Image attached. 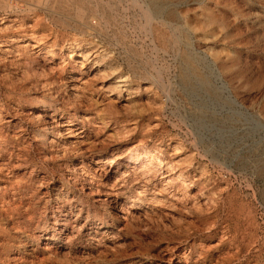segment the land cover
Here are the masks:
<instances>
[{"label":"rangeland","instance_id":"rangeland-1","mask_svg":"<svg viewBox=\"0 0 264 264\" xmlns=\"http://www.w3.org/2000/svg\"><path fill=\"white\" fill-rule=\"evenodd\" d=\"M0 43V264H264V0H0ZM69 118L84 145L44 121Z\"/></svg>","mask_w":264,"mask_h":264},{"label":"bare ground","instance_id":"bare-ground-1","mask_svg":"<svg viewBox=\"0 0 264 264\" xmlns=\"http://www.w3.org/2000/svg\"><path fill=\"white\" fill-rule=\"evenodd\" d=\"M147 12H148V16H147V18H148V21L149 22H151L152 23V21H154V20H156V19H160L161 20V18H159L158 16H155L154 14H153V12L149 9V8H147ZM14 19V18H13ZM21 19V18H20ZM2 20V19H1ZM11 20V19H10ZM3 21V20H2ZM102 21H104V20H102ZM161 21H163V20H161ZM12 23V22H11ZM3 24V23H2ZM20 24V23H19ZM92 24V23H91ZM27 25V24H26ZM24 26V25H23ZM22 26V27H23ZM84 26V25H83ZM92 26V25H91ZM17 27V26H16ZM13 28V27H12ZM82 29H84V30H87V31H92V32H95L96 30H94L93 28H91L90 26H85V27H83ZM97 29V28H96ZM152 29V28H151ZM7 30V29H6ZM30 30V29H29ZM152 32H155V30L154 29H152ZM22 33V32H21ZM23 34V33H22ZM153 34V33H152ZM29 35H31V34H29ZM33 35V34H32ZM33 37V36H32ZM7 38V37H6ZM9 38V37H8ZM16 42L17 43H26V45H24L25 46V49H27V47L28 46H30V47H32V49H34V50H37V53H35V54H37V55H40V54H42V53H46V54H48L49 56H51V58H53L55 55L57 56V54L58 53H55L54 51V48H52V47H50V48H48L47 46H44V44L43 43H39V42H35V44H33V45H30V42H32V40H37V39H32L31 37H29L28 35H24L23 37L21 36V37H18V38H16ZM5 41H7L6 39H5ZM11 41V40H10ZM38 41V40H37ZM3 42V41H2ZM6 43V42H5ZM15 44V43H14ZM32 44V43H31ZM20 45V44H19ZM5 46V44H3V43H0V51H1V48H3ZM10 46V45H9ZM55 46V45H54ZM20 47V46H19ZM22 47V46H21ZM30 47H29V49H30ZM72 47V46H71ZM92 47V46H91ZM94 48V47H93ZM21 49H24V48H21ZM20 49V50H21ZM33 50V51H34ZM93 49H91V50H83V46L82 45H78L77 47H75V48H73L72 49V51H70L69 52V55H68V57L69 58H73V56L74 55H80V57L79 58H75V60H74V62H75V64L76 65H81V69H80V71H79V74L80 75H83V74H88V73H90V72H93V73H95L94 74V76L95 75H97L98 76V74H100V75H102V81H101V84H100V87L98 88V90L99 91H105V92H107L108 94H106V96H105V98L107 97V98H110V97H112V96H117V97H121V94H122V92H126L127 93V95L130 97V95L132 94V90L131 91H129V89L127 88V87H129L128 86V80L126 79V78H124V77H121V75L119 76V75H117V71L118 70H116V69H114L115 67H113V65H111V64H109V63H106L105 62V60L104 59H102V56L101 55H99V53L96 51V50H94V51H92ZM4 51V50H3ZM8 51V50H7ZM6 51V52H7ZM92 51V52H91ZM35 52V51H34ZM61 52V51H60ZM9 53V52H8ZM17 53V52H16ZM101 53V52H100ZM61 54V53H60ZM59 55V54H58ZM13 56V55H12ZM8 57V56H7ZM60 57V56H59ZM66 57V56H65ZM12 58V57H11ZM42 58V57H41ZM64 58V56L62 57V59ZM106 58V57H105ZM58 60V59H57ZM61 61V60H60ZM64 62V61H63ZM25 63V62H24ZM47 63H48V61H47ZM46 63V64H47ZM14 64V63H13ZM56 64V63H55ZM88 64H92V66H90L89 67V69H87L88 71H86V70H84V67H82L83 65H87L88 66ZM59 65V64H58ZM29 67V66H28ZM45 67V66H44ZM52 70V69H51ZM74 76V75H73ZM100 78V77H99ZM95 79V78H94ZM75 80V79H74ZM77 80V79H76ZM81 81L82 79L81 78H79L78 77V81ZM92 80V79H91ZM58 81H59V79H58ZM60 81H62V80H60ZM95 81V80H94ZM100 81V80H99ZM94 83V82H93ZM134 86V85H133ZM88 87H91V82L90 81H85V82H83V83H80L79 82V84H77L74 88H73V94H72V96L73 97H81L82 98V96H80V94H79V92L80 91H82V90H84V89H87ZM96 87H97V85H96ZM83 88V89H82ZM133 95V94H132ZM85 96V95H84ZM133 98V97H132ZM78 99V98H77ZM76 99V100H77ZM85 99V98H84ZM129 99V98H128ZM111 100V99H110ZM113 101V100H112ZM80 104V103H79ZM89 104V103H88ZM92 104V103H91ZM136 104V103H135ZM81 106V105H80ZM104 109V108H103ZM8 110V109H7ZM31 116H32V114H31ZM34 116V115H33ZM64 116V115H63ZM73 116V115H72ZM75 117V116H74ZM94 117V116H93ZM52 118V117H51ZM62 118H65V117H62ZM72 118V117H71ZM86 118V117H85ZM2 119V118H1ZM90 118H86L85 119V121L86 120H88L87 122H90V120H89ZM3 121V120H2ZM45 121V124H46V126L47 125H49L50 127H51V130L53 131V130H55V128H61L62 127V129H64L63 131H65V134L67 135V136H69L70 138H76V137H78V136H82L83 135V137H79V138H84L83 140H80V141H76L77 143H78V145L80 144V145H84V142L86 143V139H87V137H89V135L88 134H86V131L84 130V128H85V125H84V128L82 127L80 130H79V128H76L77 126H74L72 123V119H68V121L66 120V121H62V122H59V121H56L55 119H54V121H50V120H48V119H46V120H44ZM94 121V120H93ZM20 122V121H19ZM83 122V121H82ZM9 124H11V123H14V121L12 120V121H9L8 122ZM7 123V124H8ZM23 123V122H22ZM19 124V123H18ZM28 124V123H27ZM26 124V125H27ZM96 124V123H95ZM12 125V124H11ZM14 125V126H13ZM12 125V128L13 127H16L17 125H16V122L14 123ZM87 125V124H86ZM20 126V125H19ZM19 126L17 127L18 128V130H20L19 129ZM91 126V125H90ZM96 127H97V125H96ZM20 128H22V127H20ZM94 128V127H93ZM23 129H25V128H23ZM27 129V128H26ZM30 129V128H29ZM34 132V131H33ZM89 133V132H88ZM90 134V133H89ZM12 135V134H11ZM27 135V134H26ZM29 136V135H28ZM27 136V137H28ZM33 137V136H32ZM3 138V136L2 135H0V139H2ZM4 139V138H3ZM22 139V138H21ZM34 139V138H33ZM78 139V138H77ZM18 141V140H17ZM21 142V141H20ZM19 142V143H20ZM89 142V141H88ZM70 143L71 144H73V143H75L74 141L72 142V140H70ZM94 143V142H93ZM92 143V144H93ZM87 144H89V143H87ZM74 145V144H73ZM76 145V144H75ZM91 145V144H90ZM84 147H87V146H84ZM91 146H89V148H90ZM142 147V146H141ZM178 147V145L176 146H173V148H177ZM88 148V149H89ZM93 148V147H92ZM91 150V149H90ZM134 150V149H133ZM138 152V151H137ZM147 152V151H146ZM174 152V151H173ZM176 152V151H175ZM181 152V151H180ZM124 154V153H123ZM130 155V154H129ZM14 156V155H13ZM2 159V158H1ZM4 159V158H3ZM115 160L114 161H112L111 162V164H110V167L109 168H114L115 166H116V168L117 167H120V166H123V165H127V166H129V165H131L130 166V168L132 169V172H133V169H141V170H145L146 169V167H145V165H144V161H143V158L142 157H137L136 156V158H133L132 156L130 157V156H126V155H122L121 157H120V154H119V158H114ZM118 160H121L122 161V163H124V164H121V163H118ZM154 161V160H153ZM153 161L150 159V164H152L153 163ZM101 161H98V162H96V165H97V167L98 166H100V163ZM145 162H146V160H145ZM160 163V162H159ZM121 164V165H120ZM168 164V168L170 167V169H174V167H172V166H170V164L169 163H167ZM2 167V166H1ZM144 167H145V169H144ZM147 167H148V165H147ZM167 168V167H166ZM165 168V169H166ZM149 169V168H148ZM5 170V169H4ZM96 170V169H95ZM140 170V171H141ZM147 170V169H146ZM145 170V171H146ZM152 171V170H151ZM166 171H167V169H166ZM137 172V171H136ZM142 172V171H141ZM168 172V171H167ZM170 172V171H169ZM172 172V171H171ZM116 173V172H115ZM177 173V172H176ZM118 174V173H117ZM140 174V173H139ZM142 175V174H141ZM140 175V176H141ZM143 175H144V173H143ZM150 175V174H149ZM148 175V176H149ZM169 175V174H168ZM174 175H176L175 173H174ZM129 176H131L130 174H129V172L127 171V172H125V171H123V172H121V174L119 175V177L117 178V182L119 181H122V179L123 178H127V177H129ZM138 176V175H137ZM136 176V177H137ZM146 176V175H145ZM132 177V176H131ZM139 177V176H138ZM142 177V176H141ZM147 177V176H146ZM172 177V176H171ZM164 178V177H163ZM168 178H170V176H168ZM168 178H167V180H168ZM174 178V177H173ZM178 179L180 178H182L183 179V177H181V175H180V173H179V176L177 177ZM177 179V180H178ZM189 179V178H188ZM135 180V179H134ZM138 180V179H137ZM139 180H141V179H139ZM166 180V181H167ZM176 180V181H177ZM165 181V182H166ZM180 180H178V182H179ZM184 181V180H183ZM136 182V181H135ZM171 182V181H170ZM181 183V182H180ZM168 185V184H167ZM174 185V184H173ZM182 185H183V183H182ZM184 185H186V184H184ZM181 186V185H180ZM8 187V186H7ZM185 186H183V188H184ZM2 188H4V187H2ZM173 188V187H172ZM184 190H188V188L186 189V187H185V189ZM2 191V190H1ZM141 191V190H140ZM140 191H138V192H140ZM146 191V190H145ZM169 191V190H168ZM178 191H179V188H178ZM181 191V190H180ZM183 191V190H182ZM181 191V192H182ZM174 192V191H173ZM170 193V192H169ZM179 193V192H178ZM139 194H142V193H139ZM174 194H175V192H174ZM173 194V195H174ZM183 194V193H182ZM116 195V194H115ZM114 195V196H115ZM171 195V194H170ZM173 195L171 196V197H173ZM183 195H186L185 193L183 194ZM187 195H188V193H187ZM186 195V196H187ZM117 197V196H116ZM178 197V196H177ZM176 197V198H177ZM181 197V196H180ZM194 197V196H193ZM184 199L186 198L185 196L183 197ZM175 200V199H174ZM139 201V200H138ZM140 202V201H139ZM152 202V201H151ZM150 202V203H151ZM156 202V201H155ZM182 202H183V199H182ZM188 202V201H187ZM212 202V201H211ZM148 203V202H147ZM149 203V204H150ZM191 203V202H190ZM153 204V203H152ZM202 204V203H201ZM214 204V203H213ZM155 205V204H154ZM193 205H195V204H193ZM141 206H142V204H141ZM197 206H199V204H197ZM200 207V206H199ZM204 207H206V206H204ZM146 208V207H145ZM184 208V207H183ZM201 208V207H200ZM124 209V208H123ZM202 209V208H201ZM200 209V210H201ZM213 209H215V208H213ZM127 210V209H126ZM130 210L131 211H135V210H142L141 209V207H140V205L139 204H136V203H131V205H130ZM187 211V210H186ZM191 211H193V210H191ZM132 213V212H131ZM196 213V212H195ZM191 216V215H190ZM197 216L199 217V215H198V213H197ZM206 218V217H205ZM181 223V222H180ZM184 223V222H183ZM191 223V222H190ZM193 224V223H192ZM186 226V225H185ZM180 227V226H179ZM181 229V228H180ZM179 229V230H180ZM189 230V229H188ZM49 240V239H48ZM51 241V240H50ZM170 248V247H169ZM169 250V249H168ZM175 252V251H174ZM171 253V252H170ZM224 257V256H223ZM171 259V258H170ZM204 259V258H203ZM169 261V260H168ZM223 261H225L224 259H223Z\"/></svg>","mask_w":264,"mask_h":264}]
</instances>
